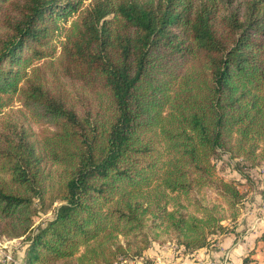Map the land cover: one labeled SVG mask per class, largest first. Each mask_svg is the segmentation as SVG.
Listing matches in <instances>:
<instances>
[{
    "label": "trees",
    "instance_id": "1",
    "mask_svg": "<svg viewBox=\"0 0 264 264\" xmlns=\"http://www.w3.org/2000/svg\"><path fill=\"white\" fill-rule=\"evenodd\" d=\"M224 153L264 161V0H0V236L25 264L210 245L242 199Z\"/></svg>",
    "mask_w": 264,
    "mask_h": 264
},
{
    "label": "crops",
    "instance_id": "2",
    "mask_svg": "<svg viewBox=\"0 0 264 264\" xmlns=\"http://www.w3.org/2000/svg\"><path fill=\"white\" fill-rule=\"evenodd\" d=\"M210 245L192 251L171 242H152L130 264H264V201L249 204L230 231L213 237Z\"/></svg>",
    "mask_w": 264,
    "mask_h": 264
},
{
    "label": "rangeland",
    "instance_id": "3",
    "mask_svg": "<svg viewBox=\"0 0 264 264\" xmlns=\"http://www.w3.org/2000/svg\"><path fill=\"white\" fill-rule=\"evenodd\" d=\"M88 2L89 0H84V4ZM73 18L74 16L69 18L66 22V25H68ZM60 37L62 36L60 35L58 38L60 39ZM59 39L56 38L57 44L59 43ZM46 127L47 125L45 124L35 125L34 130L39 132V130ZM214 162L216 164V171L218 175L226 180L234 181L237 189L242 193L238 217L235 219V221L225 220L223 222V224L227 225L228 228H230L238 218H242V215L246 211V208L249 207V204L254 203V205L257 206L261 203V201H264V161L253 166L245 162L244 160L231 158L227 153H224L219 157H216L214 159ZM57 205V202H55L45 210H42L37 215H35V225L51 218L52 212L57 207ZM167 242L173 243L174 247H182L183 249H181V251L185 250L184 247L178 245L174 239L167 240L162 244H165ZM27 244L28 241L22 237H10L7 235H1L0 264H25L23 257ZM133 259L134 258H121L114 264H130L131 260Z\"/></svg>",
    "mask_w": 264,
    "mask_h": 264
},
{
    "label": "built area",
    "instance_id": "4",
    "mask_svg": "<svg viewBox=\"0 0 264 264\" xmlns=\"http://www.w3.org/2000/svg\"><path fill=\"white\" fill-rule=\"evenodd\" d=\"M120 260V259H119Z\"/></svg>",
    "mask_w": 264,
    "mask_h": 264
}]
</instances>
